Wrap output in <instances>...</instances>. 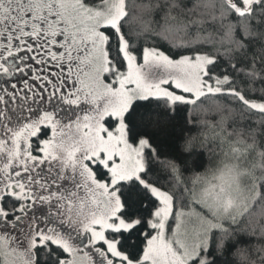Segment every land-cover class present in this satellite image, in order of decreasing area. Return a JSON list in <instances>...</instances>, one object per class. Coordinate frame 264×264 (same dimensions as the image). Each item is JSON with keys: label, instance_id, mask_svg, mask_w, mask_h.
Segmentation results:
<instances>
[{"label": "snow or ice", "instance_id": "1", "mask_svg": "<svg viewBox=\"0 0 264 264\" xmlns=\"http://www.w3.org/2000/svg\"><path fill=\"white\" fill-rule=\"evenodd\" d=\"M0 264H264V0H0Z\"/></svg>", "mask_w": 264, "mask_h": 264}]
</instances>
